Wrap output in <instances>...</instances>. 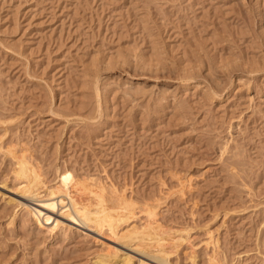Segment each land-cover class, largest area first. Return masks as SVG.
Here are the masks:
<instances>
[{
  "label": "rangeland",
  "instance_id": "rangeland-1",
  "mask_svg": "<svg viewBox=\"0 0 264 264\" xmlns=\"http://www.w3.org/2000/svg\"><path fill=\"white\" fill-rule=\"evenodd\" d=\"M0 139V264H151L127 222L172 264H264V0H0ZM12 146L38 190L69 169L128 221L50 234Z\"/></svg>",
  "mask_w": 264,
  "mask_h": 264
},
{
  "label": "bare ground",
  "instance_id": "bare-ground-1",
  "mask_svg": "<svg viewBox=\"0 0 264 264\" xmlns=\"http://www.w3.org/2000/svg\"><path fill=\"white\" fill-rule=\"evenodd\" d=\"M12 147H14V149L16 148L15 146ZM2 149L3 148H0V150ZM14 149L8 148L6 149V152H8L11 157L13 156L15 158H13L16 163L14 169L15 176L19 178V180L16 181L18 184L17 189L19 190V196L22 199L21 201H19V205L25 207L24 209L27 211L28 215L32 216L37 224L46 226L50 234H54L57 232V230L59 231L60 229H63L64 231V229L68 228V230L70 229L71 231L72 227H77L79 229L84 228L85 230L87 227L88 229L89 227H94L93 230L96 229V231L98 232L107 230V233L108 231L109 233H112L120 227L119 224L128 221V218L130 216L127 215V210L125 209L127 206V202L124 204L125 201H122L123 198H121L122 200L110 198L106 194L104 183H99L86 178H78L69 169H64L60 172L59 180L56 184L50 186L44 184L43 191L38 190V185L40 184V182H42L40 181V178L42 176L40 177V174L38 172L39 169L37 170L34 165H31L32 162L31 164L29 163L30 161L26 159V157L29 155L28 153H25L24 149L21 152L24 151L27 156H24V153L20 154V152H18V154H15L16 149ZM26 150H28V148ZM82 192L84 194L86 193L85 197H81L80 194H82ZM122 195L124 196V194ZM124 209L126 210V212L124 211ZM146 210H149L148 214L150 218H153L155 211L151 208ZM128 211L130 213L129 208ZM126 224V229L121 233L119 232L118 235L120 234L123 238L125 237L124 240L127 239L126 241L131 240L134 244L140 245V252H143L142 255H144L151 261H149V263L172 264L168 259L170 250L164 244L165 238L160 235L161 233L159 234L157 230H155L154 226L156 225H153L152 222H147V224H144L142 226L132 224L131 222H127ZM117 226L119 227L116 229ZM113 234L116 233L113 232L112 235ZM209 236L211 240L212 235ZM122 237L119 236L118 238L121 239ZM146 238L150 239V244L152 247L155 245L154 249L151 251H148L150 249L149 247V249H147L146 243H149V241ZM175 239L178 240V238ZM182 239L184 241V238L180 237V241ZM142 243H145L144 248H142ZM135 246L133 247V249L139 248V246ZM117 253L118 252L115 251L114 253H110L109 255L104 253L105 256L102 255L104 256L102 258L100 256L101 259H97L96 264H107L108 260H111L108 257L111 255H117ZM130 259L131 255L126 253L122 257L118 258V261L121 262V264H129ZM142 263L145 264L146 262L141 259L140 264ZM214 264H218V262Z\"/></svg>",
  "mask_w": 264,
  "mask_h": 264
}]
</instances>
